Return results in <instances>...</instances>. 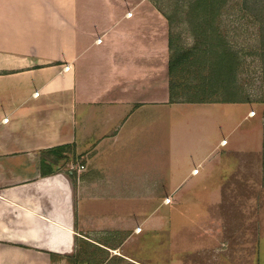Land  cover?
<instances>
[{
  "label": "crops",
  "instance_id": "1",
  "mask_svg": "<svg viewBox=\"0 0 264 264\" xmlns=\"http://www.w3.org/2000/svg\"><path fill=\"white\" fill-rule=\"evenodd\" d=\"M161 13L151 0H0V264H75L82 233L140 242L185 195L216 214L252 198L263 233L264 100L171 94Z\"/></svg>",
  "mask_w": 264,
  "mask_h": 264
},
{
  "label": "rangeland",
  "instance_id": "2",
  "mask_svg": "<svg viewBox=\"0 0 264 264\" xmlns=\"http://www.w3.org/2000/svg\"><path fill=\"white\" fill-rule=\"evenodd\" d=\"M151 1L153 5L157 1L164 12L173 16L180 0ZM256 1L258 6H255ZM178 15L174 13V23L169 25L173 43L171 52L174 54H178L180 48L193 45L204 32L200 30L203 27H199L201 21L196 17V11L189 15L191 20L186 23H182L181 14ZM213 27L208 35L220 34L224 47L233 50L238 58L237 82L233 81L231 88H238L240 97L264 100V0H252L250 3L246 0H227L222 15ZM205 69L209 70L198 68L195 78L187 74L189 80L182 81L183 86L192 89L198 84L205 85L206 81H215L216 90L211 98L229 97L224 88L217 85L219 81L211 78V67ZM178 92L186 95L187 90L179 89ZM160 200L137 199L135 206L130 208L149 212L160 204ZM208 202L203 194L199 197L185 195L179 202L162 205L161 211L167 214L163 228L155 227L137 233L140 242L127 246H122V243L127 237H132V231L98 235L82 233L72 260L75 264H264V230L261 233L256 214L258 206L254 200L228 201L223 204L226 205L225 211L222 208V213L218 214L205 212ZM122 210L121 216L127 215Z\"/></svg>",
  "mask_w": 264,
  "mask_h": 264
},
{
  "label": "trees",
  "instance_id": "3",
  "mask_svg": "<svg viewBox=\"0 0 264 264\" xmlns=\"http://www.w3.org/2000/svg\"><path fill=\"white\" fill-rule=\"evenodd\" d=\"M251 1L252 0H246V2L249 3ZM258 3L259 2L256 1L255 6H258ZM177 4L178 9L173 12V16L174 13L175 16L181 14L182 17L180 19L182 20V23H186L190 19L188 18L189 15L195 14L196 11V17L201 21V26L199 27H203V29L200 28V30H203L204 32L201 37L196 38V42L193 45H190L185 49L180 48V52L178 54L171 52L169 58L171 94H174L178 92L179 89H182L187 90L186 94L192 98L206 100L213 96L216 90L214 86L215 81H206L205 85L201 86L198 84L193 86L194 88L192 89L189 86H183L182 83V81L189 80V78L186 77L187 74H189L190 77L192 74L195 78L198 75V68L205 71L209 70L205 68L211 67V78L219 81L217 85H221V89L224 88V92L230 95L225 100H239L238 97H240V93L238 88H235L234 90L231 88L233 81L237 82L235 80L236 70L238 67L237 55L230 48L224 47L220 34L219 36L208 35L209 30L214 29L213 24L218 20V17L222 15V10L227 4V0H180ZM155 5L161 9L157 1L155 2ZM161 12L167 18L169 25H172L174 23L173 16L164 12L162 9ZM169 48L170 51H173L171 36H169ZM178 68L180 69L177 72ZM208 79L210 80V78ZM196 88L199 90H196ZM201 94L202 96H200ZM72 262L75 263L73 260Z\"/></svg>",
  "mask_w": 264,
  "mask_h": 264
},
{
  "label": "built area",
  "instance_id": "4",
  "mask_svg": "<svg viewBox=\"0 0 264 264\" xmlns=\"http://www.w3.org/2000/svg\"><path fill=\"white\" fill-rule=\"evenodd\" d=\"M127 15L128 16H131L132 15V13L131 12H129V13H127ZM98 41L100 42L101 41V39H98ZM70 69V66L69 65H67V66H65L64 67V70H69ZM38 93H35V95H37ZM255 113H254V111H252L251 112V115H254ZM8 119H4V121H7ZM223 143L225 144L226 143V141L224 140L223 141ZM197 171V169H195V172ZM165 201L167 202V203H169L170 202V198H167V199H165ZM136 231H141V227H138L137 229H136Z\"/></svg>",
  "mask_w": 264,
  "mask_h": 264
}]
</instances>
